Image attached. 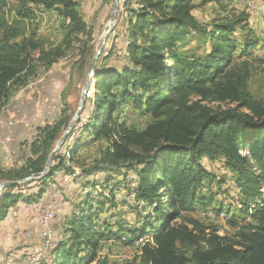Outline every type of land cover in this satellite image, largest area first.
<instances>
[{
    "label": "trees",
    "instance_id": "1",
    "mask_svg": "<svg viewBox=\"0 0 264 264\" xmlns=\"http://www.w3.org/2000/svg\"><path fill=\"white\" fill-rule=\"evenodd\" d=\"M23 2L25 8L17 17L34 20L37 10H53L62 19V41L87 37L77 0ZM122 7L127 38L121 53L127 62L96 67L87 118L81 114L76 120L64 146L54 153L47 175L24 183L36 182L35 191L23 194L17 185L3 189L0 220L17 201L37 202L58 170L80 173V185L92 190L97 185L89 179L93 174L133 170V200L150 211L140 226L125 229L114 216L100 218L106 204L114 207L117 190L105 175L100 187L110 190L112 197L102 198L101 189L96 197L87 192L64 222L65 239L49 252V264H91L100 242L114 239L127 245L138 242V261L123 264H264V98H257L249 87V56L260 40L247 38L241 49L234 40L247 16L205 26L195 17L192 0H123ZM7 9L8 0H0V110L13 92L64 54L61 45L38 48L36 37L20 38L18 27L7 19ZM195 38L208 44L202 53L187 48ZM90 42L82 41L87 50ZM35 49L38 54L32 55ZM256 61L264 76V59ZM83 62L86 65L88 58ZM128 108L148 118L142 130L126 126ZM70 118L63 113L55 123L39 128L30 157L21 168H0V180L38 175ZM97 142L105 145L99 144L100 156L75 172L72 163L78 159V148ZM203 158L218 160L231 173L242 219H250L241 224L232 218L238 227L232 235H221L193 216L201 210L216 215L223 210L215 199L224 180L207 169ZM121 183L129 196L125 177ZM13 188L19 190L12 192Z\"/></svg>",
    "mask_w": 264,
    "mask_h": 264
},
{
    "label": "rangeland",
    "instance_id": "2",
    "mask_svg": "<svg viewBox=\"0 0 264 264\" xmlns=\"http://www.w3.org/2000/svg\"><path fill=\"white\" fill-rule=\"evenodd\" d=\"M122 2L123 0H118V11L116 14V18L113 23L112 30L106 33V41L104 43L102 52L98 55V58L95 62L96 67L105 64L119 67L127 62V60L123 57V54L121 53L122 48L124 46V42L126 41L127 38V33L125 29H123L124 27L122 22L123 19L121 17V14L123 13ZM192 3L195 6L193 10L195 17L197 18L200 24H203L205 26L210 25V23L216 20H231L234 17L240 16L242 14L247 16V21L244 25V28L236 30L234 35V40L237 42V45L239 46L240 49L242 48L244 40L247 38L256 40L257 43L260 40L259 44L252 49L251 54L249 56V60L251 61L252 64V74L249 80V87L257 98L263 99L264 76L263 74H261V72L258 69L259 67L257 65L256 59L257 58L264 59V49L262 46L264 40V0H192ZM113 4H114V0H77L78 11L82 19L85 21L88 30L87 37L86 35L82 36V39L80 40V42H78L79 40L74 38L64 39L62 41L63 34H65V32L62 29V19L59 18L53 10H49V11L37 10L36 13L37 15L35 16L34 20L25 19V18L22 19L21 16L17 17V12L25 8V4L23 0H8L7 19L9 22H12L18 27L20 31V38L36 37V40H33V42H36L35 44L38 48L50 49L61 45L62 47L60 48L64 53L63 56L59 58L58 61L54 63L50 69L40 73L43 78L41 81L40 80L37 81L32 86H28V87L24 86L19 88L16 92H13L11 98L15 96V94L18 91H23L25 89L34 90L35 88H37L39 84L43 82L46 76H48L49 74L50 75L54 74V77L56 78L57 81L56 82L57 86L55 87L54 93H52L51 99L52 101H54L55 104H58L60 117L63 113L68 115L71 114L72 117L77 109L82 87L85 81L87 80V78L89 77L88 67L93 57L96 55L97 50L101 46L103 36L109 27V18L113 11ZM252 7L255 9H253ZM89 40H91L90 42L91 50L90 48L89 50H87L86 46L84 45ZM204 40H205L204 38H195V41L190 42L187 45L188 46L187 48L191 49L196 53H202L204 49L206 50L208 48V44H206ZM82 41L83 43L84 42L85 43L82 44ZM38 50L36 51L33 50L31 54L32 55L38 54L37 53ZM84 57L88 58V62L86 63V65L83 62ZM235 60H240V59L239 57H235ZM92 91H93V86L91 85L87 90L85 106L81 113L82 117H86L87 112H89L91 108ZM209 105L216 106L214 104H209ZM221 105L225 106V104H221ZM126 112H127L126 114L127 118L125 120V124L130 128H133L135 130H142L146 125V123L148 122V118L144 115H141L140 112L138 111L130 110L128 108ZM65 127L63 128L61 134L64 132ZM79 131L80 129H78L75 132L74 136L78 135L80 133ZM82 136H83L82 140H85L84 136H86V134L84 133ZM33 141L34 139L31 140V142ZM57 141L54 143V146L56 145ZM99 144L105 146L104 143L97 142L89 146L82 145L78 148L77 151L79 156L77 155L78 157H75L78 159H74L73 163L71 162L72 164H74L73 169L75 172H79L80 171L79 168L81 167L86 168V166L90 165L96 158L100 156V154L98 155L99 150L101 148L99 147ZM62 146H64V144ZM202 162L207 167V169H209L214 174V176L217 179L224 180L220 189L218 190L219 192L218 198L215 199L222 204L223 210L222 213L219 215H216L211 210H207L204 212H202L201 210L199 211L200 212L199 214L195 213L193 214V216L199 221L203 222L205 225L217 228L219 234L221 235L223 234L232 235L238 230L237 226L236 227L233 226L232 222L236 220L232 218L236 216L235 219H237V221H240L239 223L241 224H246L250 220L249 218H246L243 221L242 218L245 215L243 212L239 211L238 209L239 196L236 187L234 186L233 177L227 169L222 167L221 163L218 160L210 162L207 159L203 158ZM19 168H21L20 165ZM10 169H16V168L14 167ZM119 173L122 174L118 175ZM64 174H65L64 178L60 182V187L63 188L58 189L59 188L58 186V188L55 189V192L52 194V196L46 201V202L51 201L55 197L56 192L59 191V196L56 197V202L59 207V212L57 216L49 223L48 226L54 234V239L50 241V243H48L46 252L44 253V257L39 258V261L33 260V258H35L37 254L42 253V248H43L42 246L43 243L39 234L40 230L42 229V226L38 221H36L37 224L39 223L38 224L39 231L35 229L33 233L35 235L33 236H37V235L39 236L41 241L39 245H38V240L31 243H27V241L26 242L16 241L12 245H10L9 249H6L7 255L14 254V252L16 251L18 257L20 256L19 259L20 264H45L44 262L45 259H47L46 263L49 264L50 261L49 252L56 246V242H58L57 240L58 236L61 233L63 234L61 238H59V240L65 239L66 236V235L64 236L65 233L64 227H62L61 225L59 227V230H55L57 233H59L58 235H56L55 231L52 229L53 222H55L61 215L63 204H67L69 202V204L67 205H72L67 210V213L69 212V210H71L70 211L71 213L68 215L70 216L75 210H77V206L79 205L81 200H83L87 192L91 191L93 197H96V194L99 193V189H101L103 185V180L105 178V175L111 176V182L109 185L110 186L114 185L113 188L117 190H115V194L113 193L115 195L114 207L106 204V207H104L105 212L99 213L100 218L110 215L114 216L115 221L120 223L122 228L127 229V228L139 227L142 222V219L145 218V216L150 213L149 209L144 203L136 202L135 200H133V198L127 196L126 190L123 189L124 188L123 183L121 182L123 181V177H125L127 180L126 187L128 188L129 193L133 190L134 188L133 180L136 179V174L133 170L121 169L120 171H117L115 169L113 171H108L107 173L99 172L93 174V176L89 177V179L97 184L96 188L93 189L95 191L92 190V187H85V189H83L79 185L80 173L76 175H70L68 173H64ZM75 178L76 181L78 180L77 182L78 186L76 187V190L79 193L78 197L81 198L79 200L76 199L77 202L76 201L70 202L72 199L71 198L68 199L67 197H65V193L68 190L67 187L69 186V184H71V181ZM3 181L4 180H0V183ZM23 184L24 183L17 184L18 188H21L20 190H22L21 192L23 194L33 192L37 188L36 182L29 183V185L27 186ZM21 185H23L24 187ZM118 185L119 187H117ZM18 190L19 189L17 188H13L11 191L17 192ZM213 190H217L216 187H213ZM109 191L110 190L108 189H106V191L101 189L100 192L103 195L102 198L108 199V196L112 197ZM262 192L264 195V187L262 188ZM20 202L22 201L20 200ZM108 206L110 209L107 210L106 208H108ZM21 207L22 209L19 210L18 213H20V215L24 217L32 216L31 221L34 223L32 214L36 215V211L31 208L29 209L25 207L24 209L23 206ZM109 210L110 212H108ZM8 211H10V209ZM99 227L100 225L98 224L96 228ZM25 229L26 228H24L22 231H24ZM32 230L33 229L30 228V230L28 231L31 233ZM28 231L23 232L25 233V236L28 235L29 233ZM137 243L138 242H134V244L127 245L124 244L119 239L102 240L97 250L96 261L92 262L91 264H123L124 262L127 261L137 262L138 261L137 258L140 254L139 246L137 245ZM33 246H35V248ZM189 251H190L189 249L186 250L187 254H189Z\"/></svg>",
    "mask_w": 264,
    "mask_h": 264
},
{
    "label": "crops",
    "instance_id": "3",
    "mask_svg": "<svg viewBox=\"0 0 264 264\" xmlns=\"http://www.w3.org/2000/svg\"><path fill=\"white\" fill-rule=\"evenodd\" d=\"M56 82L54 74H49L34 90L25 89L23 91H18L0 110V168H19V165H24L27 158L31 155V140L35 138L39 128L45 125H51L59 119L60 112L58 104H55L51 99L52 93H54L55 87L57 86ZM64 175L63 171H56V173L47 180L44 186V192L37 202L26 203L17 201L9 208L10 211H8L7 215L0 220V264H20V256L18 257L16 251L14 254L9 255H7L6 251V249H9L10 245L16 241H27V243H31L38 240V245L40 244L41 241L39 236L37 234V236H33L35 235L33 234L35 229L39 231V223H36L37 216L32 214L34 224L31 221L32 216L24 217L18 212L22 209L21 206H23L24 209L25 207L33 209V206L45 203L55 192V189L58 188ZM72 181L67 187L68 190L65 193V197L68 199L71 198L72 200L70 202H77V200L81 198L78 197L79 193L76 190L78 180L76 181L75 178ZM82 188L85 189V187ZM67 204H69V202ZM67 204H63L62 206L61 217L59 216V218L53 222L52 229L54 231L59 230L60 225L63 227L64 222L71 213V210H69L68 213L67 210L72 205ZM24 228H26L24 231H28L30 228L33 230L31 233L28 231V235L26 234L27 236H25V233H23L24 231H22ZM55 233L56 235L59 234L56 231ZM62 235L61 233L58 236V241ZM33 247L35 248V246ZM44 262L47 264V259H45Z\"/></svg>",
    "mask_w": 264,
    "mask_h": 264
},
{
    "label": "water",
    "instance_id": "4",
    "mask_svg": "<svg viewBox=\"0 0 264 264\" xmlns=\"http://www.w3.org/2000/svg\"><path fill=\"white\" fill-rule=\"evenodd\" d=\"M117 11H118V0H114L113 11H112V13L110 15V18H109V27H108V29L106 30V32H105V34L103 36L101 46L97 50L96 55L93 57L90 65L88 67L89 77L87 78V80L85 81V83H84V85L82 87L81 95H80V99H79V103H78L77 109H76L75 113L73 114V116L71 117V119L69 120V122L67 123V125L65 127V130L61 134V136L58 139L56 145L54 146V148L52 149V151L48 155L42 171L38 175L31 174V175H29V176H27V177H25V178H23L21 180H17V181H3V182H1L0 183V194H1L2 190L4 188L8 187V186L17 185V184L25 183V182H31V181L43 178L44 176L47 175V173L49 171V168H50V165H51V161H52V157H53L54 153H56L61 148V146L64 144V142H65L70 130L72 129L74 123L80 117V115H81V113H82V111L84 109L85 102H86L87 90H88V88L91 85H93V80H94V76H95V73H96L95 62H96V60L98 58V55L102 52L104 43L106 41V33L110 32L112 30L113 23L115 21Z\"/></svg>",
    "mask_w": 264,
    "mask_h": 264
},
{
    "label": "built area",
    "instance_id": "5",
    "mask_svg": "<svg viewBox=\"0 0 264 264\" xmlns=\"http://www.w3.org/2000/svg\"><path fill=\"white\" fill-rule=\"evenodd\" d=\"M253 9H255V8H253ZM42 79H43L42 75L40 74L38 76V78H33V80L28 81V83L26 84V87L32 86L37 81H39V80L41 81ZM62 188L63 187H60V184H59L58 189H62ZM57 196H59V191L56 192L55 197L51 201L46 202V203H42L38 206H33V209L36 211L37 221L42 226V229L40 230L39 234H40V237H41V240L43 243L42 244V246H43L42 253L37 254V256L35 258H33V260L39 261V258H43L44 253L46 252V248H47L48 243H50V241H52L54 239V234L48 226H49V223L57 216V214L59 212V207H58V204L56 202ZM129 196L132 198L134 197L133 191H131V194Z\"/></svg>",
    "mask_w": 264,
    "mask_h": 264
},
{
    "label": "bare ground",
    "instance_id": "6",
    "mask_svg": "<svg viewBox=\"0 0 264 264\" xmlns=\"http://www.w3.org/2000/svg\"><path fill=\"white\" fill-rule=\"evenodd\" d=\"M262 46H263V49H264V40H263V44H262Z\"/></svg>",
    "mask_w": 264,
    "mask_h": 264
}]
</instances>
